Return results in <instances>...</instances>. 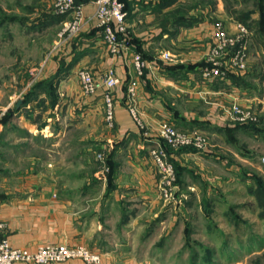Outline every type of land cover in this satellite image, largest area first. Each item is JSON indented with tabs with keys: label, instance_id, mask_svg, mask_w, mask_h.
Masks as SVG:
<instances>
[{
	"label": "crops",
	"instance_id": "crops-1",
	"mask_svg": "<svg viewBox=\"0 0 264 264\" xmlns=\"http://www.w3.org/2000/svg\"><path fill=\"white\" fill-rule=\"evenodd\" d=\"M131 2L133 12L129 19L128 36L131 37L133 50L141 48L149 56L150 62L140 81L136 105L147 126L153 129L152 135L145 137L128 108L127 88L137 76L131 57L114 58L110 54L101 34L96 30V22L90 20L96 10L94 2L91 0L84 3L87 20L83 33L60 49L59 59L43 67L40 79L32 68L25 71L28 78L25 76L20 81L24 85L23 95L13 106H9L8 102L1 107L0 116L8 118L4 122L0 120V148H6L13 154L12 163L17 167L23 165V161L32 167L31 159L30 162L18 160L29 156L28 148L31 145L10 142L30 138L36 142L40 139L44 143L50 141L54 146L58 139L54 140L53 137H63L68 132L64 127L67 119L76 122L74 124L77 126L97 119L93 122L94 134L88 136L100 141L87 143L83 132L78 136V143L75 144L78 158L83 157L80 163L83 166L78 165L81 171L71 177L72 180L66 176L60 178L63 183L60 188L52 177L45 182L40 177L39 180L32 178L27 185H15L12 190L3 184L0 189V221L6 225V230L2 235L15 247L35 250L45 243L85 245L102 252L101 264L155 263L154 253L148 254L152 240L150 236L157 232L160 223H164L169 211L161 203L157 171L150 155V150L159 140L157 129L161 122L168 120L183 131L198 128L223 133L224 125L219 117H213V112L218 108L223 114L227 112L224 107L235 97H238L237 100L242 98L244 104L256 99L250 91L234 85L229 79L208 86L201 85L200 65L212 42L213 28L209 21L202 19L190 26L164 28L161 24L162 15L171 7L154 10L151 0ZM185 44L191 47L187 50ZM164 52H171L178 59L173 62L164 61L161 59ZM109 67L115 68L121 83L114 93L115 128L103 133L98 128L104 120L101 98L103 88L87 101L77 72L86 68L98 81H102L101 75ZM38 84L40 89L35 90L28 103L23 102L18 106V102L33 93ZM199 88L207 90L209 102L206 101L208 104L203 108L200 106L203 101L193 108L188 104L192 100L198 102L194 91ZM230 88H234L233 91ZM63 89L66 92H62ZM69 105L76 111L68 110ZM38 115H44L40 124ZM224 115L220 118L229 117L227 113ZM18 120L20 125L17 126ZM55 120L61 122L58 129L53 127ZM97 131L98 134L95 133ZM10 135L11 141L7 139ZM95 149L111 154L110 161L114 169L112 178L98 176V167L94 171L86 168L94 161L97 165L96 154L91 156L93 150L97 151ZM195 153L192 150L182 151L177 153L175 160L184 165L185 160L197 155ZM3 154L5 157L2 159L8 160L6 151ZM16 175H6L5 172L4 176H0V182L7 183L12 179L16 183ZM188 185L193 190L196 184ZM151 220L153 224L157 223V229L149 227L144 230L146 235L141 238V231L144 232L145 225ZM162 228L164 230L165 227ZM57 264L86 263L73 259Z\"/></svg>",
	"mask_w": 264,
	"mask_h": 264
},
{
	"label": "rangeland",
	"instance_id": "rangeland-1",
	"mask_svg": "<svg viewBox=\"0 0 264 264\" xmlns=\"http://www.w3.org/2000/svg\"><path fill=\"white\" fill-rule=\"evenodd\" d=\"M176 8H181V14L190 18L199 14L205 16L203 19L209 21L213 28L210 49L203 57L205 65L200 66L202 76H200V82L204 86L227 79L225 76H216L210 80L204 76V69L210 65L208 59L215 43L218 24H222L226 34L235 39H239V36L244 33L241 25L247 28L248 34L236 42V45L227 47L224 55L219 57L223 58L221 60L225 63L226 74L233 72L242 76L245 86L241 88L250 91L256 99L244 104L241 101L242 98L237 100L238 97H235L236 99L224 107L227 111L225 113L229 115L227 119L220 118V116L225 117V113L223 114L219 108L213 112V117L216 119L219 117L224 129L247 123L253 124L255 128L240 127L230 134L227 130L217 133L198 128L193 131L177 128L181 133H192L204 137L206 149H199L195 143L167 147L169 157V150H171L175 156L174 160L177 155L175 152L182 148H192L191 150L197 155H192L190 159L185 160V166L182 162L175 160L178 171L176 170L177 181L175 182L177 190L174 189L173 199L167 200L159 192L162 205H165L169 211L164 223L158 225V229L157 223L153 224V220L143 229V231L149 227L157 229V232L150 236L152 240L149 243L148 254L154 253L153 256L156 259L152 264H264V0H178L166 10V13ZM5 15L19 20L5 24L0 29L1 111L2 106L4 107L8 102H10L9 106H13L23 95L24 85L20 84V81L25 76L28 78V73L25 71L32 68L40 79L43 67L49 66L54 59H59L60 49L78 38L83 33L84 27L76 34L70 35L68 39H66L67 35L61 37L64 24L70 20V16L58 17L53 9L52 0H0V19ZM164 19H161V22ZM184 46L187 50L191 47L186 44ZM240 49L245 52L244 69L233 62V56ZM168 53L172 55V60L168 62L178 59L175 54ZM146 61L149 66L150 62L147 59ZM107 70L103 71L102 79ZM102 88L105 92V88ZM61 91L66 92V89ZM114 93L115 89L113 91L115 108ZM194 93L198 96V102L192 100L190 104L187 103L189 106L196 108L202 101L203 105H200L202 108L208 104L206 102H209L208 92L205 88L196 89ZM102 95L104 120L98 128L103 132L113 130L115 125L111 127L107 122L104 93ZM93 96H85V98L88 101V98ZM128 100L129 97L127 102L130 110ZM86 106L82 107V110ZM234 106L245 110L251 116L246 120L235 119ZM68 108V110L76 111L70 105ZM139 114L144 120L140 110ZM43 116L38 115L39 124L44 120ZM2 117L0 116V120ZM96 120L94 118L91 122L86 121L84 125L81 123V126H77L74 124L76 122L69 119L65 120L64 127L68 129V132L63 137L54 136V140L58 139L54 146L50 144V141L44 143L41 139L39 142L30 138L10 142L17 145H31V148H28L29 156L20 157L18 160L30 162L31 159L32 167L25 164L23 160V165L19 164L17 167L12 163L13 154L6 148H0L3 153L6 151L8 159L3 160L5 154L0 152V176H4L5 172L6 175L17 174L18 176L16 183L12 179L7 183L0 182V189L3 184H6V188L12 190L15 185L24 186V183L27 185L32 178L39 180V177L42 178L41 181L52 177L56 185L59 188L62 187L63 183L59 179L65 176L68 179L77 175V172L81 171L78 165L83 166L80 164L83 157L78 158L76 146L78 136L83 132L86 134L87 143L100 141L88 136L94 134L95 123L93 125V122ZM17 122V126L20 125L19 120ZM144 122L146 123L145 120ZM59 123L61 122L55 120L53 127L58 129V126L61 127ZM161 123L172 122L166 120ZM152 130L149 127V131L152 132ZM95 133L98 134V131ZM11 138L10 135L7 139ZM99 154L103 155L104 159H100ZM92 155H95L102 165L98 163L96 165L93 158L94 162L86 168L94 171L98 167V176L105 177L108 171L105 173L104 168H109L106 162L108 154L93 150ZM151 158L157 171L159 191L161 176L152 155ZM184 179L187 185L184 184ZM188 184L196 185L191 190ZM145 235L146 231H141V238ZM97 252L103 258L102 252ZM157 256L162 259H158Z\"/></svg>",
	"mask_w": 264,
	"mask_h": 264
},
{
	"label": "built area",
	"instance_id": "built-area-1",
	"mask_svg": "<svg viewBox=\"0 0 264 264\" xmlns=\"http://www.w3.org/2000/svg\"><path fill=\"white\" fill-rule=\"evenodd\" d=\"M96 6L95 13L90 20L96 22V27L100 29L102 39L109 52L114 58L131 57V61L136 71L128 86V97L130 112L141 129L145 137H150L152 132L139 114L136 101L139 94L140 81L145 76L148 62L141 52L133 50L131 43L126 37L129 31V13L125 9L122 0H92ZM53 9L56 14L70 16L61 32V37L76 34L84 26L86 15L84 13V3L78 0H52ZM222 24H218L215 32V43L212 47L209 62L210 65L204 69V76L212 80L216 76H226L223 58L227 47L236 45L240 39L248 34L247 28L243 25V32L239 39L229 37L223 30ZM164 61H171L172 55L164 52L161 55ZM222 59V60H221ZM245 52L238 50L233 56V62L240 68H245ZM238 66V67H239ZM81 82L83 92L86 96L96 95L101 87L105 88L104 101L107 107V122L109 126L115 125L114 89L121 83V78L117 75L114 67H109L102 81H98L94 74L81 68L77 72ZM234 117L239 120H246L251 115L238 106H234ZM158 141L150 150L160 173L159 192L163 198L171 200L174 198L175 182L177 181L174 163L170 160L167 147H178L180 145H190L195 143L199 149L206 147V141L202 136L181 133L172 123H161L157 129ZM206 149V148H205ZM100 159H104L99 154ZM108 169L104 168L106 173ZM6 230V225L0 221V235ZM79 259L86 264H101V255L91 248L83 245L71 246L64 243H45L39 245L35 250L26 247H15L5 236H0V264H57L68 260Z\"/></svg>",
	"mask_w": 264,
	"mask_h": 264
},
{
	"label": "trees",
	"instance_id": "trees-1",
	"mask_svg": "<svg viewBox=\"0 0 264 264\" xmlns=\"http://www.w3.org/2000/svg\"><path fill=\"white\" fill-rule=\"evenodd\" d=\"M91 0H78V3H86V2H89ZM124 3H125V9L128 11L129 13V19H130V16L133 12V8H132V2L131 0H122ZM146 0H142V2H145ZM152 1V0H151ZM178 0H156L154 2V0L152 1V5H153V9L154 10H163V9H167L171 6H173ZM181 8H176V10H171L170 13H164L162 15L163 19L164 17H166L164 20H162L161 24L164 26V28H168L169 26L171 27H179V26H190L192 25L193 23L195 22H199L200 20H202L203 18H205V16H200V14L198 16H194L192 18H190V16H185L183 14H181ZM170 15V16H169ZM62 17L64 15H58V17ZM200 16V17H199ZM66 17V16H64ZM16 20H19V19H15V18H12V17H8V16H4L2 19H0V29L4 27L5 24H11L13 22H15ZM97 32H99L101 34V31L99 28H96ZM129 33H127L126 37L128 38L129 42L131 43L130 39L131 37L128 36ZM102 36V34H101ZM137 52H141L142 55L144 56L145 59L149 60V56L141 49V48H136ZM202 65H205V62L203 61V63H201L200 66ZM227 79H230L231 82L234 84V85H237V86H245V82L242 81L244 78H242V76H240L239 74H236V73H228V75L226 74L225 76ZM36 89H40V84H38L37 87H35L33 89V93H30L29 95H27L25 98V100L23 102L25 103H28V100L30 98L31 95L35 94V90ZM54 90V89H53ZM7 118L8 117H4L2 118L1 122H4V121H7ZM248 126H251V127H248ZM240 127H243V128H255L253 124L251 123H247V124H238V127H227L223 130H227V132L230 134L232 131H235L237 130L238 128ZM170 149V148H169ZM192 149V148H191ZM189 148H182V149H179L178 151L175 152V154L177 153H180L182 151H186V150H191ZM169 153H170V160L175 164V167H176V170L178 171V168H177V164L175 163V160H174V154L171 153V150H169ZM108 156H107V165H108V172H107V177L108 178H112L113 177V173H114V169H113V166L111 165V154L109 152H107ZM97 163L102 165V162H100V160H97ZM179 176V175H178ZM178 182L180 183V179L178 178Z\"/></svg>",
	"mask_w": 264,
	"mask_h": 264
},
{
	"label": "water",
	"instance_id": "water-1",
	"mask_svg": "<svg viewBox=\"0 0 264 264\" xmlns=\"http://www.w3.org/2000/svg\"><path fill=\"white\" fill-rule=\"evenodd\" d=\"M22 103H23V101H19L18 102V106H21Z\"/></svg>",
	"mask_w": 264,
	"mask_h": 264
}]
</instances>
